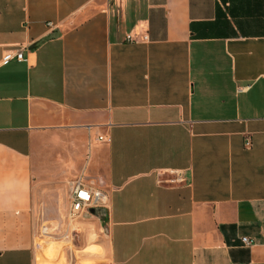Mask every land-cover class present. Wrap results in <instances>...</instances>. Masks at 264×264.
<instances>
[{
    "label": "crops",
    "instance_id": "obj_1",
    "mask_svg": "<svg viewBox=\"0 0 264 264\" xmlns=\"http://www.w3.org/2000/svg\"><path fill=\"white\" fill-rule=\"evenodd\" d=\"M81 172L107 213L62 264H264V0H0V264Z\"/></svg>",
    "mask_w": 264,
    "mask_h": 264
},
{
    "label": "built area",
    "instance_id": "obj_2",
    "mask_svg": "<svg viewBox=\"0 0 264 264\" xmlns=\"http://www.w3.org/2000/svg\"><path fill=\"white\" fill-rule=\"evenodd\" d=\"M47 25L48 27H52L51 23H48ZM126 41L135 42V38L128 35L126 37ZM13 58H16L18 61H22V52L18 51L15 54H6L3 57V62L7 63ZM244 145L246 148L250 146L249 137L245 138ZM158 175L167 176V179L160 181V184L164 183L166 185L173 186L184 184L185 182L182 171L166 170L158 172ZM66 192L69 206L65 226L69 234L65 235L64 240L67 241L70 247H73V242L75 241L77 235V231L75 229L76 223L85 218L90 209L106 208L107 193L103 188L102 180L99 178L88 177L83 172L66 181ZM47 229L48 228H41L40 234L47 235ZM241 242L245 246H251L254 244V242L247 237L241 238Z\"/></svg>",
    "mask_w": 264,
    "mask_h": 264
},
{
    "label": "rangeland",
    "instance_id": "obj_3",
    "mask_svg": "<svg viewBox=\"0 0 264 264\" xmlns=\"http://www.w3.org/2000/svg\"><path fill=\"white\" fill-rule=\"evenodd\" d=\"M49 154L50 152L48 156H50ZM45 159H48L47 156ZM69 178H71V175L66 177L59 176L49 181L47 174L42 175L43 189L51 187L52 194L50 196H42L39 212L37 213L40 229L48 228V233L47 235L40 234L36 240V264H62L65 249L70 247L67 241L64 240L65 235L69 234L65 226L69 204L64 187ZM49 183L51 185L46 186Z\"/></svg>",
    "mask_w": 264,
    "mask_h": 264
},
{
    "label": "water",
    "instance_id": "obj_4",
    "mask_svg": "<svg viewBox=\"0 0 264 264\" xmlns=\"http://www.w3.org/2000/svg\"><path fill=\"white\" fill-rule=\"evenodd\" d=\"M106 209L105 208H96V209H90L86 217H96L99 220H102L106 216Z\"/></svg>",
    "mask_w": 264,
    "mask_h": 264
}]
</instances>
